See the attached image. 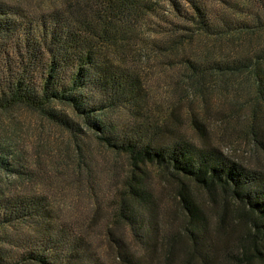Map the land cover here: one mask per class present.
<instances>
[{"label": "trees", "instance_id": "trees-1", "mask_svg": "<svg viewBox=\"0 0 264 264\" xmlns=\"http://www.w3.org/2000/svg\"><path fill=\"white\" fill-rule=\"evenodd\" d=\"M50 2L0 0V109L24 106L66 130L72 174L81 183H91L99 168L93 141L128 157L133 175L111 193L144 251L131 252L108 231L120 264H264V164L231 158L196 120L187 136L155 119L144 111L141 74L122 63L146 28L161 32L163 44L182 45L199 33L239 46L230 57L210 58L208 50L185 58L187 70L197 83L206 74L252 79L250 129L264 154V42L250 49L254 35L264 32V0ZM155 18L163 30L154 27ZM21 160L0 144V170L13 178L6 183H25L30 167ZM148 163L169 180L163 184L184 226L160 232L161 197L143 171L135 175ZM0 193V264H109L35 188Z\"/></svg>", "mask_w": 264, "mask_h": 264}, {"label": "rangeland", "instance_id": "rangeland-1", "mask_svg": "<svg viewBox=\"0 0 264 264\" xmlns=\"http://www.w3.org/2000/svg\"><path fill=\"white\" fill-rule=\"evenodd\" d=\"M30 1L46 6L52 0ZM154 21V27L163 30V24L157 18ZM160 33L144 29V39H135L122 57V63L134 66L141 74L146 99L144 111L187 136L194 135L196 120L204 135L231 158L250 166L264 164V154L250 129L254 96L252 79L245 75L206 74L197 83L187 70L185 58H200L208 50L210 58L218 54L230 57L237 54L240 47L215 42L199 33L188 37L184 44L174 46L163 44L164 36ZM250 41V49L264 42V32L254 35ZM262 138L264 141L263 135ZM0 144L17 155L18 161L21 158L30 167L25 183H6L13 178L8 169L0 170V191H32L35 188L37 193L47 197L56 210L55 214L76 226L109 264L121 262L116 259V244L108 231H112L114 237L121 236L131 252L144 251L140 239L133 235L126 219L118 212L116 197L111 193L133 175L127 156L93 141L92 157L100 169L97 168L91 183L85 174L81 175L82 179H86L81 183L72 174L74 166L70 165V156L74 152L68 149V145L72 148V144L66 130L43 114L24 106L0 109ZM113 165L117 166L115 174L109 171ZM141 171L144 179L154 185V192L161 197L160 232L184 226V215L168 191L169 186L163 184L169 183L164 178V172L151 163L142 165L135 175ZM195 195L198 200H205L201 190H195ZM204 208H208L207 204Z\"/></svg>", "mask_w": 264, "mask_h": 264}]
</instances>
